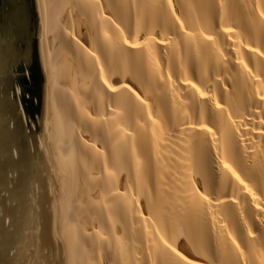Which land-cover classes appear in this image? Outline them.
<instances>
[{"label":"bare ground","instance_id":"6f19581e","mask_svg":"<svg viewBox=\"0 0 264 264\" xmlns=\"http://www.w3.org/2000/svg\"><path fill=\"white\" fill-rule=\"evenodd\" d=\"M63 264H264V0H35Z\"/></svg>","mask_w":264,"mask_h":264},{"label":"water","instance_id":"95a60500","mask_svg":"<svg viewBox=\"0 0 264 264\" xmlns=\"http://www.w3.org/2000/svg\"><path fill=\"white\" fill-rule=\"evenodd\" d=\"M12 11L10 58L0 51V264H63L52 235L57 190L43 132L35 7L28 58L13 47Z\"/></svg>","mask_w":264,"mask_h":264},{"label":"flooded vegetation","instance_id":"af4514ba","mask_svg":"<svg viewBox=\"0 0 264 264\" xmlns=\"http://www.w3.org/2000/svg\"><path fill=\"white\" fill-rule=\"evenodd\" d=\"M10 11L14 18L13 47L17 46L21 50L27 49L22 57L25 55L28 58L31 48H35V41H32L35 27L33 0H0V38L4 44L3 47L0 46V51L5 55L4 58H10Z\"/></svg>","mask_w":264,"mask_h":264},{"label":"rangeland","instance_id":"374dc122","mask_svg":"<svg viewBox=\"0 0 264 264\" xmlns=\"http://www.w3.org/2000/svg\"><path fill=\"white\" fill-rule=\"evenodd\" d=\"M33 3H34L35 12H36V17H37L36 2H35V0H33ZM37 23H38V18H37ZM38 25H39V23L37 24V32H38ZM37 44H38V41H37ZM38 55H39V54H38ZM39 61H40V60H39Z\"/></svg>","mask_w":264,"mask_h":264}]
</instances>
